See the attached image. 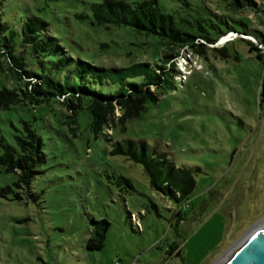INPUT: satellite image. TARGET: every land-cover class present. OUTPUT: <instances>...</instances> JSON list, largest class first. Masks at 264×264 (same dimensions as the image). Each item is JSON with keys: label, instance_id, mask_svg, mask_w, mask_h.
<instances>
[{"label": "rangeland", "instance_id": "374dc122", "mask_svg": "<svg viewBox=\"0 0 264 264\" xmlns=\"http://www.w3.org/2000/svg\"><path fill=\"white\" fill-rule=\"evenodd\" d=\"M98 1L4 0L0 12L6 34L15 32L16 42L18 28L28 21L54 38L37 37L46 53L23 47L28 69L36 72L64 74L79 60L126 66L160 59L166 47L157 36L127 25L92 23L90 5ZM157 2L177 27L190 28L191 22L207 31L232 26L264 35V0L244 8L231 0ZM195 43L203 53L189 46L180 50L175 87L161 88L158 100L123 127L107 126L108 137L91 131L86 103L74 121L62 97L0 109V151L3 142L14 145V134L26 121L41 137L45 157L29 188H18L16 174L0 167V188L13 189L0 195V264H220L264 226V98L258 94L262 64L255 59V48L264 47L255 37L234 32ZM224 43L227 58L212 49ZM77 81L70 74L69 83ZM3 86L12 88L14 82L0 71ZM126 139L145 140L177 167L193 169L196 185L182 223L173 216L174 199L150 187L140 163L111 153L112 142ZM118 176L133 188L118 184ZM103 218L109 221L103 245L89 250L87 240L98 237L97 221ZM172 240L182 245L183 260L167 255Z\"/></svg>", "mask_w": 264, "mask_h": 264}, {"label": "trees", "instance_id": "16d2710c", "mask_svg": "<svg viewBox=\"0 0 264 264\" xmlns=\"http://www.w3.org/2000/svg\"><path fill=\"white\" fill-rule=\"evenodd\" d=\"M4 0H0V4ZM231 4L239 7L253 6V0H231ZM92 23L97 25H127L137 32L153 34L160 38L166 49L160 59L153 62H133L126 66H103L83 60L77 61L75 67L64 74L56 75L47 71L36 72L28 69L22 52L26 44L31 49L48 52L43 39L53 40L41 32L34 21H28L18 28L17 40L13 39L15 32L6 34L8 24L2 21L0 12V71L11 76L14 82L12 88L0 87V109H8L12 105H31L59 100L70 112L68 117L75 120L77 111L83 103L91 116L90 129L95 136L107 133L105 129L113 122L123 125L138 117L147 109V104L158 100L159 91L163 87L173 88L176 78L181 74L177 61L183 56L182 50L191 47L195 53L202 55L201 43L197 40L213 41L217 36H225L230 32L249 34L257 39L264 47V35L256 29L261 37H257L250 31H238L232 26L226 29L218 28L207 31L201 24L192 25L190 28L177 27L172 16L161 11L157 0H141L128 2L126 0H100L90 5ZM82 16V15H81ZM229 41V40H228ZM226 43V42H225ZM213 47V51L220 53L225 58L229 57L227 44ZM18 44V45H17ZM253 50V47H250ZM19 49V50H18ZM38 53V54H39ZM255 59L262 64L259 73L258 94L264 98V48H255ZM160 60V62H158ZM75 74L80 81L69 83L70 74ZM101 86L100 89L90 85ZM22 84V86H21ZM23 103V104H22ZM119 109V114L115 110ZM14 145L2 143L0 151V167L5 172L16 174L14 184L20 188H29L32 180L41 171L38 166L44 162L45 157L41 149V137L30 123L24 121L22 129L14 134ZM111 153L124 155L128 159L140 163L146 173L150 187L164 195H169L176 202L173 216L176 222L186 220L183 215L184 204L189 201L196 181L193 169L186 166L177 167L168 158L165 152L156 146L150 145L142 139H126L111 143ZM124 182L131 189V181L118 176L117 183ZM13 189L9 185L0 188V195L6 197ZM14 197L22 199L20 192H15ZM102 225L101 232H96L98 237H90L86 248L89 250L100 249L103 245L105 232L109 227V221L105 218L97 221ZM177 233V232H176ZM182 245L178 240H172L166 249L169 257L182 255ZM120 264V263H116Z\"/></svg>", "mask_w": 264, "mask_h": 264}, {"label": "water", "instance_id": "95a60500", "mask_svg": "<svg viewBox=\"0 0 264 264\" xmlns=\"http://www.w3.org/2000/svg\"><path fill=\"white\" fill-rule=\"evenodd\" d=\"M220 264H264V226L236 245Z\"/></svg>", "mask_w": 264, "mask_h": 264}, {"label": "built area", "instance_id": "2783aa9c", "mask_svg": "<svg viewBox=\"0 0 264 264\" xmlns=\"http://www.w3.org/2000/svg\"><path fill=\"white\" fill-rule=\"evenodd\" d=\"M181 70H182L183 74L186 73L185 68H182ZM188 206H189V201H186L185 204H184V207H188Z\"/></svg>", "mask_w": 264, "mask_h": 264}, {"label": "bare ground", "instance_id": "6f19581e", "mask_svg": "<svg viewBox=\"0 0 264 264\" xmlns=\"http://www.w3.org/2000/svg\"><path fill=\"white\" fill-rule=\"evenodd\" d=\"M226 39H227V37H226Z\"/></svg>", "mask_w": 264, "mask_h": 264}]
</instances>
